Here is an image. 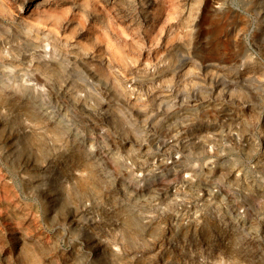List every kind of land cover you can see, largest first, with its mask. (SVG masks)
Instances as JSON below:
<instances>
[{
	"label": "rangeland",
	"instance_id": "374dc122",
	"mask_svg": "<svg viewBox=\"0 0 264 264\" xmlns=\"http://www.w3.org/2000/svg\"><path fill=\"white\" fill-rule=\"evenodd\" d=\"M0 264H264V0H0Z\"/></svg>",
	"mask_w": 264,
	"mask_h": 264
},
{
	"label": "bare ground",
	"instance_id": "6f19581e",
	"mask_svg": "<svg viewBox=\"0 0 264 264\" xmlns=\"http://www.w3.org/2000/svg\"><path fill=\"white\" fill-rule=\"evenodd\" d=\"M153 6H154V8H156V10H154V12L156 13V15L162 12V10L159 9V7H157V5H153ZM154 24H155L154 21L153 20H150L148 26L152 27ZM90 239H91V241H94V238L93 237H91ZM94 242H92L93 245L95 244ZM95 246H97V245H94L93 248H96Z\"/></svg>",
	"mask_w": 264,
	"mask_h": 264
}]
</instances>
